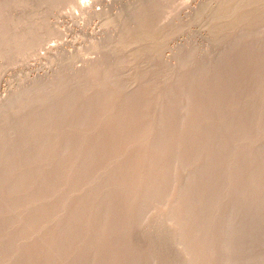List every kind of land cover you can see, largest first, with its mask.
Returning <instances> with one entry per match:
<instances>
[{
	"label": "rangeland",
	"instance_id": "374dc122",
	"mask_svg": "<svg viewBox=\"0 0 264 264\" xmlns=\"http://www.w3.org/2000/svg\"><path fill=\"white\" fill-rule=\"evenodd\" d=\"M79 2L0 0V264H264V0Z\"/></svg>",
	"mask_w": 264,
	"mask_h": 264
},
{
	"label": "bare ground",
	"instance_id": "6f19581e",
	"mask_svg": "<svg viewBox=\"0 0 264 264\" xmlns=\"http://www.w3.org/2000/svg\"><path fill=\"white\" fill-rule=\"evenodd\" d=\"M74 2H76L77 4H79V6L81 5V6H83V3H81V2H79V0H74ZM256 5V4H255ZM257 14V13H256ZM215 30V29H214ZM256 156V155H255ZM180 230H181V228H180ZM181 234H182V232H181ZM180 238V237H179ZM180 240H181V238H180Z\"/></svg>",
	"mask_w": 264,
	"mask_h": 264
}]
</instances>
